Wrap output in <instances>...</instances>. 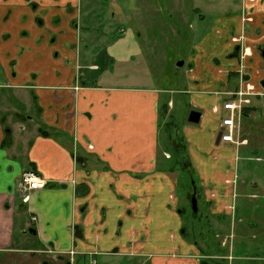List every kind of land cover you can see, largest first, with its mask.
Segmentation results:
<instances>
[{
  "label": "crops",
  "instance_id": "0c3cea01",
  "mask_svg": "<svg viewBox=\"0 0 264 264\" xmlns=\"http://www.w3.org/2000/svg\"><path fill=\"white\" fill-rule=\"evenodd\" d=\"M93 1L0 0V258L36 254L52 264H228L221 247L209 253L211 244L201 247L187 238L181 205L198 192L202 225L208 229L228 220L231 238L241 235V213L249 212L244 219L249 217L251 230L264 223H258L264 216H257L264 184L236 174V154L249 145L248 138L240 146L218 139L221 119L228 116L221 104L232 94L253 87L240 120L253 113L254 98L264 107L259 96L264 0L242 7L253 16L245 29L241 0L234 12L218 14L189 58L190 78L182 92L189 111L201 117L182 129L188 169L197 180L185 179L181 196V171L158 153L165 97L126 27L111 44L91 35L89 14L80 15L82 3ZM243 31L251 49L243 61L246 83L240 81L233 41ZM135 60L138 65L131 64ZM239 123L235 138L242 141ZM29 170L46 183L23 203L15 187ZM18 232L30 234L32 242L22 239L25 247L18 246ZM239 239L232 253L245 250L244 237ZM258 244L251 247L260 251Z\"/></svg>",
  "mask_w": 264,
  "mask_h": 264
},
{
  "label": "rangeland",
  "instance_id": "374dc122",
  "mask_svg": "<svg viewBox=\"0 0 264 264\" xmlns=\"http://www.w3.org/2000/svg\"><path fill=\"white\" fill-rule=\"evenodd\" d=\"M236 4L238 0H94L89 2L87 7L84 2L82 3L83 11L80 17L84 19L85 14H89L87 24L91 27V35L102 37V41L111 44V40L120 35V28L126 27L137 39L139 48L144 53L143 58L151 81L159 91V95L165 97L159 111L161 118L158 153L168 162V166L174 169L181 171L178 162L182 157H179L180 160L177 159L176 151L185 149L182 129L191 111L188 107L189 98L182 92L190 78L187 74L189 58L194 55L198 40L211 30V23L215 17L224 10L234 12L232 8ZM179 61H183L182 67H177ZM108 63L112 64V61L109 60ZM131 64L139 63L135 60L131 61ZM232 97L235 99V96ZM0 99H2L1 94ZM26 101L30 105L28 97ZM253 101L255 102L251 105L255 108L253 113L249 117H244L247 114L244 111V118L238 120L245 135L242 141L247 143L248 138L249 145L237 151L236 174L238 178L244 177L248 181L257 179L256 181L264 184V107L258 104V101L262 102V100L254 98ZM164 111L165 115H163ZM225 115L226 113H223L222 117ZM185 179L197 180L191 170L190 172L186 169L181 171L177 190L180 196L182 187L187 186ZM261 188H259L260 191ZM196 193L198 197L199 193ZM190 196L191 193L188 200L181 205L184 211L182 218L186 224L189 240L197 241L201 247L211 244L209 253L221 247V250L227 253L228 264H264V235L256 232L264 231V223L259 229L251 230L248 225L249 217L244 219L249 212L241 213L240 216L243 219V224L240 226L241 235L237 234L231 238L232 231H227L229 230L228 220L216 223L208 229L206 225H202L200 215L204 208L199 202L198 212L194 215ZM260 197L262 198L258 202L262 201L257 212L259 218L264 216V197L261 195ZM252 213H255L254 210ZM262 222L264 221H258V223ZM241 236L244 237L245 242L242 245L245 250L236 249L232 253L234 244L236 246ZM253 236L257 237L255 241ZM15 239L18 246L25 247L21 240L32 242L33 237L30 234L23 236L21 232H18L15 234ZM258 243H261L263 247L260 251H255V248L251 246L259 245ZM253 258L257 259L252 260ZM45 262L52 264L47 256L36 254H31L29 257L24 255V258L18 256L0 258V264H44Z\"/></svg>",
  "mask_w": 264,
  "mask_h": 264
},
{
  "label": "built area",
  "instance_id": "2783aa9c",
  "mask_svg": "<svg viewBox=\"0 0 264 264\" xmlns=\"http://www.w3.org/2000/svg\"><path fill=\"white\" fill-rule=\"evenodd\" d=\"M235 99L224 101L221 104V109L228 113L227 117L221 119L219 125V141L223 143H230L235 146L244 145L246 141H238L235 138V133L238 131L237 121L242 115L244 106L249 103L247 97L250 95V91L246 92L241 89L232 94ZM45 180L40 177L34 171H25L17 181L16 190L19 193L23 203H26L29 196L44 188ZM34 220V218H32ZM90 264H98L96 260H93Z\"/></svg>",
  "mask_w": 264,
  "mask_h": 264
},
{
  "label": "flooded vegetation",
  "instance_id": "af4514ba",
  "mask_svg": "<svg viewBox=\"0 0 264 264\" xmlns=\"http://www.w3.org/2000/svg\"><path fill=\"white\" fill-rule=\"evenodd\" d=\"M255 1L256 0H241V9H243L242 7L245 8L247 4L252 5V8H253V5H254ZM244 11H245V9H243L242 12H241V22H242V25H243V29H245L244 26L246 24H249V23H252L253 22L252 12L249 13L248 10H247V14H246ZM244 33L245 32L243 31L238 37L233 38V41L237 45L236 46L237 47L236 48V51H237V54H238V57H239V60H240L239 69H241L240 70L241 81L243 83H246V82H244V80H245V77L244 76L245 75L242 74V69H243V66H244L243 61H244V58L245 57L250 56L251 49L245 47V45L243 43L244 42V35H245ZM260 51H261V54L264 56V45L260 47ZM247 90H249V91L252 92V93L250 92V95L253 94V87H252V85H250V84L248 85L247 84L246 90H242V91L246 92ZM259 96L262 97V98H264V91L262 93H260ZM44 264H50V262L49 263H46L45 262Z\"/></svg>",
  "mask_w": 264,
  "mask_h": 264
},
{
  "label": "water",
  "instance_id": "95a60500",
  "mask_svg": "<svg viewBox=\"0 0 264 264\" xmlns=\"http://www.w3.org/2000/svg\"><path fill=\"white\" fill-rule=\"evenodd\" d=\"M182 66H183V61H179L177 63V67H182ZM200 117H201L200 112H198L196 110H192L188 114L187 122L189 124H198ZM219 136H220V134L218 135V139H219ZM191 205H192L193 213H196L197 212V200H196L195 194H193L191 197ZM29 233H34V232H33V230H29Z\"/></svg>",
  "mask_w": 264,
  "mask_h": 264
},
{
  "label": "trees",
  "instance_id": "16d2710c",
  "mask_svg": "<svg viewBox=\"0 0 264 264\" xmlns=\"http://www.w3.org/2000/svg\"><path fill=\"white\" fill-rule=\"evenodd\" d=\"M242 112H243V110H242ZM176 153H177V159L180 160L179 157H182V159L178 162L180 164L181 171L183 172V170L186 169L187 172H190V170L188 169V164H187L188 163V159H187V155H186V149L180 150V151H176Z\"/></svg>",
  "mask_w": 264,
  "mask_h": 264
}]
</instances>
